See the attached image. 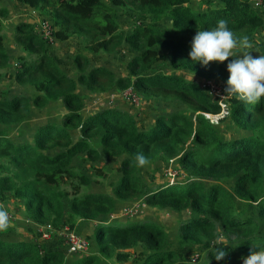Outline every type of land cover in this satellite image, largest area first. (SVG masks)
Instances as JSON below:
<instances>
[{
	"label": "trees",
	"instance_id": "trees-1",
	"mask_svg": "<svg viewBox=\"0 0 264 264\" xmlns=\"http://www.w3.org/2000/svg\"><path fill=\"white\" fill-rule=\"evenodd\" d=\"M15 1L50 18L51 37L40 35L31 22L14 26V39L24 53L14 80L29 86L34 95L0 98V201L14 198L26 216L40 225L75 229L80 221L96 222L85 238L94 242L97 251L67 256L45 245L0 235V264H104L102 256L126 262L130 255L123 251L137 246L145 251L141 264H177L180 253L165 249L169 238L158 225L146 221L102 225L116 215L119 204L136 200L187 213L178 230L179 245L205 252L203 259L188 264H242L239 256L249 255L253 245H264V96L255 104L237 95L226 101L225 118L242 136L225 137L205 116L219 114L221 106L201 82L212 80L224 90L229 76L226 65L233 58L205 66L188 55L196 32L214 28L221 18L235 37H248L250 47L240 49L242 53L264 54V17L254 8L255 2L264 6V0H217L218 6L207 2L196 9L195 0ZM117 8L132 9L152 22L169 19L170 25H139L124 35ZM8 17L9 10L0 7V70L12 59L2 34ZM73 37L83 39L90 53L113 52L122 46L136 51L138 55L127 65L129 77L90 68L89 59L82 55L75 58L79 77L66 74L54 58L51 40ZM79 85L92 92L133 88L146 100L178 101L187 110L159 114L143 126L116 107L87 112ZM52 104L63 108L57 119L24 131L34 109ZM138 153L149 163L161 157L176 159L185 175L183 182L146 184L135 160ZM102 155L122 159L119 177L109 183L111 195L83 193L92 181L74 170V162L84 156L97 163ZM219 233L228 242H237L236 253L228 254L225 245H211L221 238ZM221 248L228 255L217 261L214 253Z\"/></svg>",
	"mask_w": 264,
	"mask_h": 264
},
{
	"label": "rangeland",
	"instance_id": "rangeland-1",
	"mask_svg": "<svg viewBox=\"0 0 264 264\" xmlns=\"http://www.w3.org/2000/svg\"><path fill=\"white\" fill-rule=\"evenodd\" d=\"M207 2H211V5L214 6L219 5L217 0H195L192 5L194 9L198 8L199 6H203L204 8ZM0 7L9 10V17L4 20V29L2 34L5 37L6 48L12 56L9 66L6 69L0 70V98L12 99L13 96L17 95H23L32 98L34 91L30 89L29 86H21L14 80L17 69H19L21 65L19 58L24 56L22 48L16 43L14 39V26L20 21L31 22L36 25L37 31L40 33V35L50 38L51 36L49 34V26L51 20L50 18H44V16H41L31 8L22 5L15 0H0ZM254 8L264 17L263 4L261 5L259 2H255ZM117 12V17L121 25V32L124 35H128L135 27L139 25H170L169 19L161 22H152L150 20L141 19L139 15L132 9L117 8ZM258 39L262 40V37L258 36ZM51 42L54 47L55 60L66 74L75 79H77L80 75V72L75 65V58L79 55L89 59L90 68L97 67L109 69L118 78L129 77L127 65L131 58L138 55L136 51L132 50L128 46H122L113 52H104L99 54L90 53L86 50L83 39L78 37H73L67 41L51 40ZM253 52H255L254 49ZM240 55H242V52L239 48L233 50L232 58H237ZM186 77L188 79L192 78V76L188 74H186ZM132 89L114 88L106 92H92L84 86L79 85L78 92L86 101L87 112L96 113L100 108L116 107L137 118L143 126L151 124L159 114L187 110L186 106L178 101L167 102L162 100H146L140 94H138L136 90ZM129 90H132L136 96V99L127 100L125 98V92ZM210 95L214 102L226 103V101L235 94L230 96L225 95L223 90L220 95ZM62 110V106L58 104H52L45 109H34L31 119L24 125V131H30L34 129L40 122L46 121L48 119H57ZM209 121L217 128L219 132L224 133L225 137L242 136V133L239 132L234 125H232L231 121L227 117L212 116V119H209ZM29 137H31L30 133ZM93 141L94 145L96 146L98 139ZM98 150L101 151V148ZM121 162L122 159L119 157L114 158L102 155V158L97 163H92L86 157L80 156L74 162V170L80 174L88 176L92 181L90 187H82L83 193H107L111 195L112 190L110 189L109 183L117 180L119 177L118 170L121 166ZM97 169H101L104 174H100V170ZM139 171L142 179L151 187L164 183L166 180L170 181L171 184L181 183L183 182L185 176L184 173L179 170L176 159L167 160L163 157L157 159L153 163H148L143 167L139 166ZM66 189L71 192L69 187ZM0 205H2L8 212L10 220L9 227L3 231H0L2 238L18 241L27 240L43 246L45 245L51 250H58L67 256H74L73 254L69 253L67 242L60 236L59 233H54L52 238L47 241L43 240L41 238L39 229L41 225L31 221L26 216L25 212L19 207L18 202H16L14 198H11L9 202L0 201ZM66 205L68 206V202H66ZM117 209L116 215H113L112 217L114 219H121V221L127 223L140 221L152 222L165 231L169 238L165 249L176 250L180 253L181 258L177 264H188L199 258H204L205 252L200 250L198 247H180L179 245L178 230L180 225L188 218L187 213H176L170 210L152 208L145 205V203L141 200L121 203L118 205ZM108 220H111V218ZM95 227L96 222L88 223L80 221L77 223L74 230L80 236L87 237L93 233ZM56 228L60 229L61 226ZM219 234V237L221 238L213 241L211 245L218 248L225 245L228 247V254H230V252L236 253L237 242L233 240L228 242L221 233ZM93 244L94 242L89 243L87 250L78 252L75 255H84L89 253L94 254L95 252L93 251H97V248L96 245ZM123 253H128L130 255L128 261L121 262L115 256H112L111 258L102 256L103 263L141 264L145 257V251L142 246L125 250ZM241 258L242 256L238 257V259L242 261Z\"/></svg>",
	"mask_w": 264,
	"mask_h": 264
},
{
	"label": "clouds",
	"instance_id": "clouds-1",
	"mask_svg": "<svg viewBox=\"0 0 264 264\" xmlns=\"http://www.w3.org/2000/svg\"><path fill=\"white\" fill-rule=\"evenodd\" d=\"M227 24L228 22L221 18L217 20L214 28L197 31L191 41L189 57L206 66L211 61L224 62L233 57L234 49H248V37H235ZM226 68L229 76L225 82V95L235 94L245 103H258L264 96V54L253 56L251 52L243 51L239 57L229 60ZM135 160L140 167L149 163L148 158L139 153ZM9 225V214L0 205V231L7 229ZM253 247L255 250H250L249 255L241 258L242 264H264V245ZM226 253L224 248L218 249L214 253V259L220 261Z\"/></svg>",
	"mask_w": 264,
	"mask_h": 264
},
{
	"label": "built area",
	"instance_id": "built-area-1",
	"mask_svg": "<svg viewBox=\"0 0 264 264\" xmlns=\"http://www.w3.org/2000/svg\"><path fill=\"white\" fill-rule=\"evenodd\" d=\"M51 31V27L49 26V34ZM201 86L203 89L207 90L208 93L210 94H217L220 95L221 92L223 91V89L214 81L212 80H206L201 82ZM125 98L127 100H132V99H136V96L134 95V93L132 92V90H129L127 92H125ZM221 106V112L219 114L213 115V114H205V116L207 117V119H212V116H222L225 117L228 115V104L227 103H223L220 102L219 103ZM221 119V118H219ZM40 229V233H41V238L45 241L49 240L52 238V235L55 233H59L60 236L66 240L67 245H68V251L71 254H76L78 252L81 251H85L88 249L89 247V243L88 240L83 237L80 236L79 234L76 233V231L74 229H71L69 226H63L60 229H57L56 227H54L53 225H41L39 227Z\"/></svg>",
	"mask_w": 264,
	"mask_h": 264
},
{
	"label": "water",
	"instance_id": "water-1",
	"mask_svg": "<svg viewBox=\"0 0 264 264\" xmlns=\"http://www.w3.org/2000/svg\"><path fill=\"white\" fill-rule=\"evenodd\" d=\"M117 222H123V221H121V219L112 218L111 220H108V221L104 222L102 225H108V224L117 223Z\"/></svg>",
	"mask_w": 264,
	"mask_h": 264
},
{
	"label": "crops",
	"instance_id": "crops-1",
	"mask_svg": "<svg viewBox=\"0 0 264 264\" xmlns=\"http://www.w3.org/2000/svg\"><path fill=\"white\" fill-rule=\"evenodd\" d=\"M89 234H90V233H89ZM91 234H92V233H91ZM91 234H90V235H91Z\"/></svg>",
	"mask_w": 264,
	"mask_h": 264
}]
</instances>
